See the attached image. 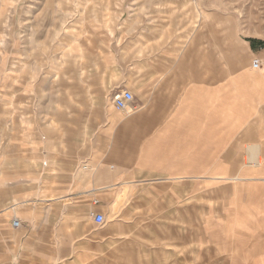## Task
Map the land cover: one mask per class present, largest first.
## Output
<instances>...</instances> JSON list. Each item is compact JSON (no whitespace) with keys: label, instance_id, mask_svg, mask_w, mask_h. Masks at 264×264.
<instances>
[{"label":"rangeland","instance_id":"rangeland-1","mask_svg":"<svg viewBox=\"0 0 264 264\" xmlns=\"http://www.w3.org/2000/svg\"><path fill=\"white\" fill-rule=\"evenodd\" d=\"M165 50L185 51L188 74L251 75L249 105L258 110L247 127L251 139L239 137L237 168L226 161L221 175L185 176V224L149 225L162 237L184 234L185 247H141L140 232L109 241L104 223L88 230L93 246L85 245V229L55 223L45 225L41 241L31 222L16 264H264V0H0V72H13L15 86L23 68L34 78L39 72L46 94L56 74L63 105L98 88L104 95L130 89L141 103L150 92L138 90L149 71L143 67L152 70ZM238 88L243 94L240 81ZM36 213L31 206L30 221ZM10 236L0 238V264L11 259ZM63 237L71 247H61Z\"/></svg>","mask_w":264,"mask_h":264},{"label":"crops","instance_id":"crops-1","mask_svg":"<svg viewBox=\"0 0 264 264\" xmlns=\"http://www.w3.org/2000/svg\"><path fill=\"white\" fill-rule=\"evenodd\" d=\"M164 53L152 70L147 65L149 71L141 72L145 80L138 90H150L146 100L135 104L133 91L123 88L133 96L128 111L112 102V94L123 89L104 95L98 88L80 103L71 97L67 106L56 74L46 94L39 72L34 78L23 68L21 86H15L13 72H0V238L11 234L9 264H16L31 222L41 241L45 225L55 223L85 229V245L93 246L91 212L103 215L109 241L140 232L141 247H185L184 234L162 237L149 225L185 224V176L206 170L221 175L226 161L229 170L237 168L239 137L251 139L247 127L258 110L249 105L251 75L188 74L185 51ZM31 206L37 209L32 221ZM47 207L55 214L46 215ZM14 218L18 227L11 224ZM71 240L61 238V247H71Z\"/></svg>","mask_w":264,"mask_h":264},{"label":"built area","instance_id":"built-area-1","mask_svg":"<svg viewBox=\"0 0 264 264\" xmlns=\"http://www.w3.org/2000/svg\"><path fill=\"white\" fill-rule=\"evenodd\" d=\"M251 66L253 68H257L259 66L258 60L254 59L251 62ZM133 96L132 93L128 90H117L112 94V102L116 109L121 111H128L129 110V103L131 102ZM90 217L92 220L98 224L101 225L104 223V217L100 213H90ZM11 224L13 227L19 226V221L17 219H12Z\"/></svg>","mask_w":264,"mask_h":264},{"label":"bare ground","instance_id":"bare-ground-1","mask_svg":"<svg viewBox=\"0 0 264 264\" xmlns=\"http://www.w3.org/2000/svg\"><path fill=\"white\" fill-rule=\"evenodd\" d=\"M256 146V145H255ZM255 146H250V151H254L255 150ZM257 149V148H256ZM259 156V155H258ZM257 155H254L252 158H253V160H254V162H255V164H259L260 162H261V158L260 157H258Z\"/></svg>","mask_w":264,"mask_h":264}]
</instances>
